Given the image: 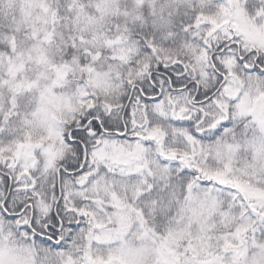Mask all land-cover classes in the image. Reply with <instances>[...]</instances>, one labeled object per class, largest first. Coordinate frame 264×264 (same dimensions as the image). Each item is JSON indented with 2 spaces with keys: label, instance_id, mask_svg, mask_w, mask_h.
<instances>
[{
  "label": "snow or ice",
  "instance_id": "6c2138e0",
  "mask_svg": "<svg viewBox=\"0 0 264 264\" xmlns=\"http://www.w3.org/2000/svg\"><path fill=\"white\" fill-rule=\"evenodd\" d=\"M0 264H264V0H0Z\"/></svg>",
  "mask_w": 264,
  "mask_h": 264
}]
</instances>
